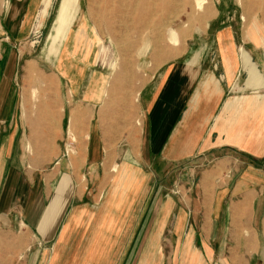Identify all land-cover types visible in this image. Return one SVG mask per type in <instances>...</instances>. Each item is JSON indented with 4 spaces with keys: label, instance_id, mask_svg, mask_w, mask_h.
Returning a JSON list of instances; mask_svg holds the SVG:
<instances>
[{
    "label": "crops",
    "instance_id": "crops-1",
    "mask_svg": "<svg viewBox=\"0 0 264 264\" xmlns=\"http://www.w3.org/2000/svg\"><path fill=\"white\" fill-rule=\"evenodd\" d=\"M59 1L0 0V264H129L133 254L131 264H139L144 251L129 256L126 244L142 226V205L138 208L137 202H126L129 190L121 194L117 189L113 194L112 186L100 193L107 194L104 201L78 202L70 207L85 192L78 181L97 179L100 186L116 164L115 172L128 168L140 177L135 181L140 190L144 176L136 166L156 158L171 165L185 163L194 155L206 154L221 165L231 163L232 198L226 223L220 226L247 228V236L238 238L239 247L243 245L238 252L243 256L256 253L258 230L264 235V48H248L262 72L250 60L260 78H249L243 64L247 78H234L238 57L234 48L227 56L231 62L223 64L226 78L208 74L196 78L192 65L174 73L169 68L149 78L139 95L142 133L135 140L126 136L128 152L117 150L115 137L88 122L98 95L94 78H81L83 68L79 65L74 69L72 64L65 74L68 78H60L69 86L67 96L57 99L53 92H42L38 109L54 105L48 109L49 116L42 112L29 116L24 88L31 82L28 69L32 59L27 56L32 49L21 40L50 28ZM71 50L75 51L74 43L65 49L63 64L73 60ZM18 82L22 83L21 90H17ZM59 98L83 102L77 110L84 115L85 126L80 129H87L80 133L77 127V137L83 136V140L73 143L68 161L63 160V142L71 114L68 112L65 128ZM110 129L118 130L119 126ZM66 161L69 166L64 165ZM44 163L59 166L38 173V164ZM226 190L217 193L218 200L228 193ZM109 195L114 196V202L108 201ZM163 223H152V242L159 241Z\"/></svg>",
    "mask_w": 264,
    "mask_h": 264
},
{
    "label": "rangeland",
    "instance_id": "rangeland-1",
    "mask_svg": "<svg viewBox=\"0 0 264 264\" xmlns=\"http://www.w3.org/2000/svg\"><path fill=\"white\" fill-rule=\"evenodd\" d=\"M165 1L178 6L179 15L175 19L172 13L161 10L168 5L162 0H60L50 28L44 34H31L21 40V44L32 49L27 56L32 59L28 78L40 79L24 88L25 92L34 89V96L27 95L24 100L29 106V116L39 112L49 116L48 109L54 105L38 109L42 92H53L57 99L60 95L67 96L69 86L60 78H68L66 75L72 64L74 69L79 65L83 68L81 78H94L98 95L88 122L91 121L93 128L100 126L106 135L115 137L117 150L128 152L126 136L132 135L135 140L142 133L139 95L149 78H156L169 68L172 73L181 71L185 65L194 66L196 78L207 74L226 78L223 64L231 62L227 57L231 48L238 56L234 78H247L240 58L242 48L262 74L248 48L254 45L264 48V0H204L199 11L194 8V0ZM254 25L262 33L256 42L250 34ZM168 26L179 35L177 45L168 41ZM82 30L84 33L80 35ZM73 43V60L63 64L65 49ZM21 88L22 83L18 82L17 90ZM62 101L65 128L68 127V112L71 114L69 133L63 142V160L68 161L73 143L81 144L83 140V136L78 138L76 134L77 127L80 129L84 125V115L77 110L83 102L75 103L70 98ZM112 126H119V129L111 130ZM86 131L80 129V133ZM67 161L65 166H69ZM144 164L134 165L144 176L140 190L136 187L139 184H135L140 177H135L128 168L117 173V166L113 164L114 171L109 172L107 183L100 182L98 186L101 180H88L87 177L78 181L80 187L84 185L85 192L81 200L75 199L70 207L78 202L104 201L107 194L100 195L104 187L106 192L113 186V194L117 189L121 194L129 190L126 202H137L138 208L142 205V226L133 241L126 244L129 256L131 252L144 251L139 264L152 261L155 264H264L261 229L258 230V250L243 256L238 252V238L247 236L248 229L220 226L226 223V209L232 198L231 163L230 166L221 165L217 158L206 154L194 155L185 163L173 165L159 158ZM38 165V173L59 166L53 163ZM222 189H227L228 193L218 200L216 195ZM113 198L109 195L108 201L114 202ZM160 220L164 223L159 227V241L155 243L150 240L151 227L153 222ZM240 246L242 249L243 245ZM133 257L131 261L128 259L129 264Z\"/></svg>",
    "mask_w": 264,
    "mask_h": 264
},
{
    "label": "bare ground",
    "instance_id": "bare-ground-1",
    "mask_svg": "<svg viewBox=\"0 0 264 264\" xmlns=\"http://www.w3.org/2000/svg\"><path fill=\"white\" fill-rule=\"evenodd\" d=\"M164 1L165 4H168L166 7H163L161 8V10L165 11L166 13L169 12V13H172L173 14V18L175 19L178 14V6L176 5H173L171 3H169L168 1L166 2L165 0H162ZM176 1V0H175ZM174 1V2H175ZM203 3H204V0H194V8L196 10H202L203 8ZM192 6V4H191ZM190 10V9H189ZM164 12V13H165ZM168 13V14H169ZM184 24V23H183ZM182 29V28H181ZM84 31L82 30L80 32V35L83 34ZM250 34L252 36V39L256 42V41H259L260 39V36L262 35V33L259 32V29L256 28V26H252L250 28ZM167 35H168V41H170L172 43V45H177L178 42H179V35L178 33L173 29L171 28L170 26L167 27ZM145 42V41H144ZM98 48L100 49V45L98 46ZM240 56H241V61H242V64L244 65V67H246L247 71H248V75H249V78H260L261 75L260 73L257 72L256 69H254V65L253 63L250 61L249 59V56L248 54L246 53V51H244L243 49H240ZM33 66V65H31ZM37 78L33 77L31 78V81H36ZM40 80V79H39ZM27 92V91H26ZM25 92V96H24V100H26L27 98V95L28 96H34V89H31V91H28L27 93Z\"/></svg>",
    "mask_w": 264,
    "mask_h": 264
}]
</instances>
